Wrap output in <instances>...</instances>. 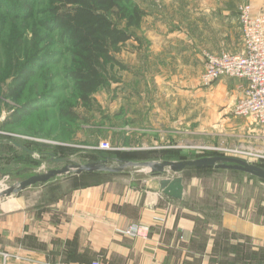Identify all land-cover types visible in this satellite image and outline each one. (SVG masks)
<instances>
[{
	"label": "rangeland",
	"instance_id": "obj_1",
	"mask_svg": "<svg viewBox=\"0 0 264 264\" xmlns=\"http://www.w3.org/2000/svg\"><path fill=\"white\" fill-rule=\"evenodd\" d=\"M134 1L147 14L140 27L133 30L135 39L127 41L117 54L126 67L113 69L118 81H188L189 103L196 99L198 89L210 86L202 82V72L190 67L185 60L188 49L192 51V48L202 46L200 25L208 29L210 26L214 33L219 31L226 38L229 35L223 22L216 25L203 16V8L209 12L215 8L224 14L238 11L243 3H250L253 8L261 5L259 2L253 5L250 0ZM47 5L48 0H0V191L68 163L102 160L98 155L108 156L106 159L111 166L117 165V159L178 161L224 155L264 168V151L257 145L260 142L247 134L238 121L230 118L231 105H227L223 97L219 110L213 111L210 95L205 93L203 117L200 108L191 109L183 133L167 128L163 119L148 117L149 122L148 118H142V104L137 99L131 101L134 105L127 110L128 117L121 115L124 104L116 99V89L111 84L99 88L92 95L89 106L83 105L67 77L66 70L70 66L68 47L61 44L58 31H49L43 25ZM155 30L165 34L164 43L172 48L173 53L156 46L155 38L158 40L161 36L152 38L150 32ZM202 50L205 53L202 54ZM206 52L209 53L201 47L198 64L204 65ZM25 67L33 69L31 75L25 84L16 86L14 95L10 96L12 87L21 81ZM196 81H200L199 86ZM27 102L37 109L27 114L22 112V105ZM157 104H165L163 97H158ZM61 108L74 110L79 118L72 120L62 116ZM148 123L156 129L141 127ZM101 141H107L111 148L100 149ZM66 157L71 160H57ZM147 172L150 171L146 168L127 167L117 173L142 176ZM182 173L186 177L187 189L184 204L189 210L201 214L197 218L195 233L197 246L206 240L207 220L220 221L225 213L247 217L257 225H264L263 180L245 172L215 166L186 168ZM73 174L71 171L56 175L46 182L2 196L0 226L6 218L3 211L32 203L36 193L45 185H54L47 197L57 195L70 183ZM94 174L110 177V173L104 171ZM232 236L221 228L216 256L206 258L204 264H264V246H258L254 238L246 240V248L238 243L234 246L224 240ZM252 245L253 255L250 256ZM4 253L7 252L1 253V264H8Z\"/></svg>",
	"mask_w": 264,
	"mask_h": 264
},
{
	"label": "crops",
	"instance_id": "obj_2",
	"mask_svg": "<svg viewBox=\"0 0 264 264\" xmlns=\"http://www.w3.org/2000/svg\"><path fill=\"white\" fill-rule=\"evenodd\" d=\"M250 1H253V5L262 2ZM202 13L213 24L223 22L229 35L226 38L219 31L214 33L205 21L209 29L201 25L199 27L202 30L201 47L209 53L241 51L237 9L222 14L215 8L210 12L203 8ZM150 33L152 38L161 36L158 40L155 38L157 47H164L167 52L173 53L172 48L166 47L164 43L167 38L165 34L156 30ZM201 47L198 45L192 51L188 49L185 60L190 67L203 72V65L201 62L198 64ZM202 51V54L205 53V50ZM188 83L118 81L111 85L116 89V99L124 104L121 115L128 117L127 110L134 105L131 101L137 99L142 104V118L163 119L167 128L179 133L186 131L191 109L200 108L203 117L205 93L210 95L213 111L219 110L221 97L227 105L232 106L241 95L238 81L220 77L208 88L198 89L196 99L189 103ZM195 83L199 86L200 81ZM158 97H163V106L157 104ZM229 116L238 121L247 134L254 136L260 142L257 144L260 150L264 151V127L246 117L232 113ZM141 127L156 129L150 123ZM170 129L167 131L173 132ZM97 139L105 140L100 137ZM162 160L155 158L153 161ZM174 175L165 171L161 177ZM180 175L184 185L181 200L164 195L159 187L160 176L151 172L142 176L110 173V177H99L94 172L73 174V178L68 181L70 183L53 197L47 196L54 185H45L36 193L32 203L2 212L6 218L0 226V264L3 251L10 254L8 264H44L47 261L86 263L94 258H99L103 264H204L206 258L216 256L221 228L233 235L224 238L231 245L237 246L238 243L246 248V240L254 238L258 246H264V225H257L247 217L240 218L231 213H225L220 221L208 219L206 240L197 246L195 233L197 218L201 214L185 206L186 177L182 172ZM133 224L147 225L146 236L133 237L122 233ZM252 249L253 245L250 246V256L253 255Z\"/></svg>",
	"mask_w": 264,
	"mask_h": 264
},
{
	"label": "trees",
	"instance_id": "obj_3",
	"mask_svg": "<svg viewBox=\"0 0 264 264\" xmlns=\"http://www.w3.org/2000/svg\"><path fill=\"white\" fill-rule=\"evenodd\" d=\"M43 13L47 14L45 28L58 31L61 44L68 47L67 77L80 102L89 106L99 88L118 82L113 69L126 67L117 54L134 38L133 30L140 27L146 11L134 0H48ZM29 67L23 70L21 81L12 87L10 96L14 95L16 86L27 82L33 71ZM36 109L28 102L21 108L25 114ZM60 114L72 120L79 118L71 109L61 108Z\"/></svg>",
	"mask_w": 264,
	"mask_h": 264
},
{
	"label": "built area",
	"instance_id": "obj_4",
	"mask_svg": "<svg viewBox=\"0 0 264 264\" xmlns=\"http://www.w3.org/2000/svg\"><path fill=\"white\" fill-rule=\"evenodd\" d=\"M238 23L242 49L239 52L206 53L204 55L202 82L211 85L220 77L238 81L241 95L231 106L233 115L246 117L264 127V0L258 8L243 3L238 8ZM100 149H110L107 141L99 143ZM148 226L133 224L122 231L133 237H145ZM4 259L10 257L3 254ZM44 264H103L99 258L86 263L47 261Z\"/></svg>",
	"mask_w": 264,
	"mask_h": 264
},
{
	"label": "water",
	"instance_id": "obj_5",
	"mask_svg": "<svg viewBox=\"0 0 264 264\" xmlns=\"http://www.w3.org/2000/svg\"><path fill=\"white\" fill-rule=\"evenodd\" d=\"M22 148L32 154V151L24 147ZM57 160L70 161L71 159L69 157H66ZM208 166H215L245 172L264 181V168L233 156L215 155L200 157L191 160H162L143 162H131L125 159H117L116 166L108 165V160L102 159L98 161H88L86 163H68L62 166L60 169H50L44 173L30 176L24 180H21L15 187H8L1 190L0 198L12 193H17L27 186L46 182L51 177L66 174L71 171H73L75 174L95 171L117 173L124 171L127 167H140L146 168L151 173L160 176L159 187L164 195L176 200H181L183 198L184 185L183 178L180 173L186 168ZM165 171H170L175 175L172 177H161Z\"/></svg>",
	"mask_w": 264,
	"mask_h": 264
},
{
	"label": "bare ground",
	"instance_id": "obj_6",
	"mask_svg": "<svg viewBox=\"0 0 264 264\" xmlns=\"http://www.w3.org/2000/svg\"><path fill=\"white\" fill-rule=\"evenodd\" d=\"M12 203V202H11Z\"/></svg>",
	"mask_w": 264,
	"mask_h": 264
}]
</instances>
